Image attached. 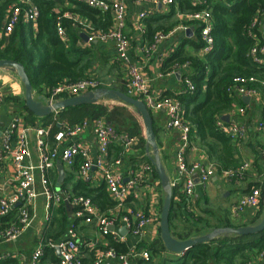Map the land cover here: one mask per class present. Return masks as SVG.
I'll return each mask as SVG.
<instances>
[{"label": "built area", "instance_id": "1", "mask_svg": "<svg viewBox=\"0 0 264 264\" xmlns=\"http://www.w3.org/2000/svg\"><path fill=\"white\" fill-rule=\"evenodd\" d=\"M74 5H82L88 8L98 10L101 13H112L115 18L116 25L107 31L89 29L87 44L94 42H113L118 53L120 65L126 69L127 74V91L128 95L140 100L145 104L151 113H164L166 116V127L168 130H176L179 132V143L176 147V166L179 180L185 177V185L183 193L186 197L195 198L196 182L195 177L198 176L199 186L206 188L210 180L219 172L232 181H240L245 178V174L249 165L244 164L229 170H222L212 163L202 164L200 162L188 165L186 155L191 145V126L185 121L184 109L179 99L174 97L158 96L151 91L148 80L143 77V73L139 65L128 63V53L130 49V41L126 36L125 21L127 16L128 0H70ZM138 4H153L155 6H171L173 0H134ZM193 7L199 10L193 12L180 13L181 24L173 31L186 33L192 28L185 23H197L201 28V40L203 46L199 51V56L211 55L215 49V39L213 37L214 23L212 13L208 8L207 0H188ZM240 1V0H232ZM40 9L35 4V0H15L7 12L3 35L9 37L15 28L22 24L30 25L38 21L40 17ZM146 14L139 15V20L143 21ZM74 23H77V17L73 15H65ZM64 16L59 17L56 22L57 35L63 40H68V35L63 26ZM255 23L252 25L254 28ZM261 29L264 27V19L259 21ZM169 34L158 33L155 35L154 43L149 46L148 51H152L162 40L167 38ZM255 65L264 66V44H256L249 53ZM189 64L183 65L177 70L186 71ZM177 70L170 74H174ZM249 82H256L255 79L247 80L237 77L233 79L232 85L227 89L230 95L239 97H255L257 90L249 88ZM184 83L188 93L193 94L195 86L192 81L185 77ZM264 86V82H262ZM102 83L95 78L80 80L76 83H61L56 87L48 90L47 100L50 102L58 101L69 97H77L88 92L98 90ZM66 96V97H65ZM65 97V98H64ZM4 104V95L0 92V109ZM243 107L236 108L235 111L239 115L245 114ZM57 114V113H56ZM231 118V117H230ZM22 117H16L11 125L2 131L1 149H0V166L7 160H11L14 166V174L12 183L14 186L13 194L10 197L0 199V219L10 215L17 207H19L18 223L10 228L0 231V241L11 242L20 237L35 220V204L37 199L42 196L44 198V224H50L55 209L62 207L64 204L71 206L73 218L85 225H95L104 235H111L117 242L125 244L127 237L130 236L136 240V243L128 248L125 254H118L114 249H102L95 243L91 244L90 249L94 252L93 260L89 264H132L135 260H150V253L142 249L143 238L147 227L154 222V213L147 210H135L131 207L132 203L138 198V190L146 179L147 173L153 170L151 163H146L140 167L137 175L126 181L121 173L119 166L122 164L120 157L113 167H109L105 163L109 149L116 141L123 149L124 154L136 147L139 140L136 137L117 133L116 129L109 125L105 120H95L92 126L94 138L96 140L98 156L92 158L88 149L78 142L79 137L89 127L87 120L77 125H62L61 129L54 135V144L50 145L48 139L51 129L39 127L31 129L29 127L22 128L16 134L18 126L21 124ZM218 129L227 135L235 143L247 137V131L244 126L237 122L225 121L220 117L216 121ZM259 129L264 130V124H259ZM34 130L36 134V144L39 151V160L34 163L32 160V152L29 146L28 134ZM71 144L65 148L62 147L65 141ZM264 157V152H263ZM78 158L82 159L81 167L77 173L79 180L87 182L93 168L101 171L111 200L115 203V209L118 210L117 215L104 214L90 198L84 196H75L67 189H57L52 173L56 167V162L60 160L68 167H73ZM36 173L39 174L37 177ZM175 187L176 183H172ZM40 186V190H39ZM20 204V206H18ZM262 204V191L260 188H253L244 195L234 208L236 215L242 213L246 208L254 211L257 215ZM125 213V214H122ZM125 227L126 236H121L119 230ZM113 228L114 230H110ZM141 245V246H140ZM59 249L60 257L58 264H85L78 241V234L73 227L67 231L66 239L55 242H40L28 264H40L45 250ZM99 248V249H95ZM183 256V255H180ZM258 264H264V253L257 258ZM251 264V263H250Z\"/></svg>", "mask_w": 264, "mask_h": 264}, {"label": "trees", "instance_id": "2", "mask_svg": "<svg viewBox=\"0 0 264 264\" xmlns=\"http://www.w3.org/2000/svg\"><path fill=\"white\" fill-rule=\"evenodd\" d=\"M14 1L0 0V60L15 61L24 65L34 90L41 89L42 86L50 90L64 82L76 83L80 80L92 78L89 74L93 66L92 59L87 51L75 47L79 36L76 34L71 36L72 45L70 49L67 46L68 42L65 43L57 35L56 19L52 14L56 3L52 0H35V4L41 12L38 19L39 31L37 35L33 33L31 26L21 23L9 37H5L3 30L6 12L14 4ZM173 1L174 4L171 5L170 12L166 16H146L144 19L147 24L145 39L149 46L154 43L156 34H168L181 24V20L176 18L177 10L180 12L199 10L198 7H193L188 0ZM207 1L214 23L212 33L215 39L214 52L211 55L199 56L198 52L203 46L201 28L197 23H185L191 28L195 26L194 24L197 25L195 28L193 27L195 36L189 38L186 35L180 40L176 50L164 60L162 72L170 74L188 63L189 66L186 71L179 69L182 73L183 87L186 91L187 87L184 79L188 77L194 84L195 91L193 94L187 91L181 95L167 93L164 96L177 98L182 103L185 121H188L191 126V142L206 147L210 162L214 163L220 170H229L237 168V161L233 159L237 145L218 129L216 121L233 110L236 104L248 109L239 96L230 95L227 92L233 79L237 77L247 80L255 79L256 82H249L247 86L256 89L257 92L260 90L264 97V86L262 85V82H264V66L255 65L249 55L253 46L263 44L259 36L261 30L259 21L264 19V0ZM76 6H79L81 14L92 21L95 30L107 31L112 26L110 13L103 14L86 6ZM254 23L256 26L253 28ZM189 49H191L190 52ZM101 87L117 89L106 84H102ZM120 90L128 94L126 88ZM45 97H48V93ZM23 107L28 111L24 105ZM28 113L32 118H35L31 112L28 111ZM151 114L153 117V113ZM55 115L43 118L44 121H47L45 124L53 123ZM101 118H105L113 125H123L129 131L130 136L141 138V153L144 154L146 139L143 123L136 110L130 106L121 104L109 107L97 103L72 107L57 113L58 121L68 122L71 125L80 124L86 119L94 121ZM58 130L59 127L55 123L53 133ZM154 131L156 134L155 129ZM117 133L119 132L117 131ZM118 147L113 149L114 158L122 157L123 159V149ZM76 162L75 170L78 173L82 159L78 158ZM154 174L155 178L158 179L155 171ZM54 181L56 183V178ZM253 186V188L261 189L262 204L256 218L252 220L250 225L260 222L264 213V180ZM178 188L179 185H175L173 189L170 228H172L173 220L176 218L174 215L178 216L182 220L185 231V235H182L184 237L179 236V238L187 240L191 236L200 235L205 229L212 226L202 216H197L194 210L196 206L188 203L185 194L179 193ZM62 189H66V185H62ZM71 192L75 196L90 198L106 215L111 214V211L115 209L116 205L111 200L105 183L94 187L90 181L79 180ZM178 196L180 203L176 202ZM59 212L62 215L59 222V235H62L71 220L65 204L60 207ZM18 214L19 209L16 208L10 215L0 219V231L17 224ZM78 223L79 221H76L75 226ZM222 226L229 228L241 227V225L233 224L229 220ZM106 238L108 240L107 244L104 247L101 245L102 249H114L118 254H125L128 251L126 244L117 242L111 235H107ZM142 246L147 247L146 244ZM148 249L151 251V260L147 262L139 259L134 261L133 264H154L155 255L160 254L162 250L166 251L161 237L158 243L152 244ZM262 253H264V231L250 236L223 237L211 243L198 245L186 252L183 257L174 260V262L175 264H250L257 260ZM45 255L51 256L54 261L57 260L55 250L47 248ZM89 256L90 259L83 260L85 264L88 263L87 261L90 262L92 254H89Z\"/></svg>", "mask_w": 264, "mask_h": 264}, {"label": "crops", "instance_id": "3", "mask_svg": "<svg viewBox=\"0 0 264 264\" xmlns=\"http://www.w3.org/2000/svg\"><path fill=\"white\" fill-rule=\"evenodd\" d=\"M52 1L56 3L52 12V14L55 16L56 22L59 17L64 16L63 26L67 31V35H70L68 40L64 41L65 43L68 42V48L71 49V36L73 34H76L79 36V38L75 44V47L87 51L90 58L92 59L93 66L89 72L90 76L95 79H99L102 84L113 85V87H116V90L119 91H121V88H127L128 79L126 69L119 63L118 53L114 46V43L109 41L105 43L94 42L92 44H87V37L90 34L89 29L94 28L92 21L81 14L79 12V6L72 4L70 0ZM170 9L171 6L163 5L162 7H160V5L155 6L149 3L138 4L134 0L127 1V16L124 32L130 41L128 63L140 66L143 77H145L149 82L151 91L158 96H164L167 93H172L175 95L186 93L183 87L184 84L182 81L181 70H177L174 74H164L162 72L164 60L176 50V48L180 44V40H182V38L186 36V33H172L171 31L168 33L169 36L167 38L162 40L152 51L150 50L147 52V49L149 48V44L145 39L147 24L146 22H144V20H139V15L145 13L147 17H161L166 16L170 12ZM180 13L182 12L177 10L176 18L178 20H181ZM67 14L77 17V23H74L73 21H71V19L65 17V15ZM110 14L112 17V26L110 28H112L116 25V22L114 15L112 13ZM194 25L197 26L196 24ZM27 26L32 27L31 30L35 35L38 34V21ZM195 26H192L193 34L189 38H194ZM259 36L264 44V27L260 30ZM190 50L191 49H189V52ZM48 90L49 88L45 86H42L41 89L38 90L33 89L34 99L38 100L41 97L45 98ZM0 92L4 95V104L0 109L1 131L7 129L11 125L13 120L19 116L22 117V120L21 124L18 126L16 134L20 129L27 127L31 129L39 127L49 128L51 129V134L48 139V143L50 145H53L55 135V133H53L54 124L57 123L59 130L64 124L71 125L68 122L58 121L57 114L53 117V123L51 124H45V122L47 121H44L41 118H32L29 115L28 111H26L23 107V105L25 106L24 87L15 72L7 69H0ZM257 93V96L250 98L251 102L249 105H247L248 109H245V114L239 115L238 112L235 111L236 108L240 107L237 104L235 105L233 110H231L227 114H224L230 115V122H237L241 124L247 131V137L245 139L241 140L238 143H235L232 140L237 145L236 151L234 152L233 156V159L237 161V167H241L244 164L249 165V168L247 169L245 174V178L238 182L234 180L230 181L226 179L222 175V173L218 172L210 180L206 188L203 189L199 186V179L198 176H196V197L189 199L188 197H186V195H184L188 203L196 206L194 210L195 213H197V216H202L207 221V223L212 226L211 228L205 229L204 232L197 236L207 234L214 229L225 228L222 225L225 224L228 220L236 225L249 226L250 223H252V220H254L257 216L254 215V211L250 208H246L242 213L238 215L234 213V208L242 199V197H244V195L248 194L251 191V189L254 187L253 185L259 182H263L264 180V130H260L258 127L259 124H264V97L262 96L260 90ZM242 97L239 98L242 99ZM101 104L109 107L121 105L117 102L111 101H102ZM101 119L105 120L109 125L113 126L120 134L130 135L125 126H117L115 124L113 125L105 118ZM86 120L89 122V127L81 135V137H79L78 142L89 150L92 158H96L98 156V150L96 140L92 131V126L95 120ZM153 123L154 129L156 130L155 135L160 149V155L163 165L171 182L179 185L178 192L183 193L185 177L179 180L176 166V147L179 143V132L176 130L167 129L166 116L164 113H153ZM28 139L30 150L32 152V160L34 163H37L39 160V151L36 144L37 140L34 130L29 132ZM138 140L139 144L124 154L122 164L121 166H119L121 173L124 175L127 181L129 179H132L134 175H137L139 173L140 167H142V165L150 162L146 155V141L144 145V154L142 155L141 138H138ZM70 144L71 142L67 140L63 143L62 147L65 148ZM118 146V141L112 144L109 149L108 155L105 158V163L109 167H113L115 162L119 159L114 158L113 155V149ZM110 150L112 151L111 154ZM207 153L208 152L206 147H203L202 145L195 142H191L190 149L186 155V162L188 165H192L198 162L207 164L210 162ZM59 162L61 161L58 160L56 162V167L52 173L53 179L56 178L55 185L57 184V179L59 177ZM76 163L73 167H68L67 165L62 163L64 177L63 185H66V189L70 192L74 189L79 181L75 170V167L77 166ZM93 169L90 173L89 178L91 185L96 187L105 183L101 171L96 168L95 170ZM154 171L155 169L147 173L146 179L143 181L138 190V198L131 205V207H134L133 209L135 210H147L150 213L155 214V217L153 218L154 222L147 227L144 238L142 240L143 245L146 244L148 248H150L152 244L158 243V241L160 240V215L165 199V192L162 189L159 178H155ZM219 171L222 170L219 169ZM13 174V162L11 160L5 161L0 166V199L10 197L13 194ZM36 175L37 177L39 176L38 173H36ZM176 202H181L179 196L176 197ZM44 204V198L40 196L35 204V220L33 224L20 237H18L14 241L7 243L0 241V264H28L31 255L34 253L40 242L43 241L46 243L48 241H62L66 239L67 231L71 227H73L78 234V241L81 247V252L85 257V261L87 259H90L89 254H92L91 260L93 259L94 252L90 249L91 244L95 243L99 248H101V245H103V247L106 246L108 241L106 236H104L95 225H85L79 222L77 226H75L76 220L73 218V211L71 210V206L68 204L65 205L68 209L71 222L66 229L67 231L65 230V233L59 235V222L62 218V215L59 212L60 208L54 210L51 223L44 224ZM111 213V215H117L118 210L113 209ZM174 217L176 218L173 220L171 233L174 238L182 241L183 239H180L179 236L184 237L182 235H185V231L183 228L184 225L182 223V220L178 216L174 215ZM193 237L196 236H191L188 239H191ZM135 243L136 240L128 236L127 242L125 244L128 248H131ZM147 247H143L142 249L150 253L151 260V251ZM55 256L57 258L56 261H54L51 256H46L44 254V257L42 258L40 264H58L59 257L57 256L56 251ZM180 257L183 256H177L169 253L168 251L162 250L160 254L155 255L153 261L154 264H174V260L179 259ZM87 262L88 263L86 264L90 263L89 261ZM251 264L258 263L256 260H254Z\"/></svg>", "mask_w": 264, "mask_h": 264}, {"label": "water", "instance_id": "4", "mask_svg": "<svg viewBox=\"0 0 264 264\" xmlns=\"http://www.w3.org/2000/svg\"><path fill=\"white\" fill-rule=\"evenodd\" d=\"M160 7H162L160 5ZM193 34L192 30H187L186 35L190 37ZM88 38V37H87ZM86 38V40H87ZM0 69H7L15 72L20 82L24 87V100L26 109L31 112L37 118H46L58 112H62L68 108L82 106V105H93L101 103L102 101H111L121 103L126 106H130L136 110L137 115L141 118L143 127L145 130L146 139V155L149 159L151 165L154 167L156 174L160 180L163 191L165 192V199L161 209L160 215V237L162 243L166 249L171 254L180 256L184 255L186 252L192 248L206 243H211L217 239L230 236H250L262 233L264 231V213L260 222L255 225L241 226L237 228H219L214 229L211 232L196 236L191 239L179 241L173 237L170 228V215L173 203V189L172 184L167 171L163 165L160 149L156 140V135L154 131V123L151 112L147 109L145 104L140 100L131 97L122 91L111 89V88H100L98 90L88 92L86 94L69 97L62 100L50 102L47 98H39L38 100L33 97V85L27 74L24 65L8 60H0ZM180 75V73H179ZM242 101L245 105H249L251 102L250 97H242ZM222 120L226 123L230 122V115H224ZM2 131L0 130V138ZM59 177L57 179V189L60 191L62 185L64 184L63 177V165L59 162L58 165ZM95 170V168L93 169ZM127 181V180H126ZM199 183V181H198ZM20 206V204L18 205ZM110 230H114L110 228ZM121 236L127 235V230L125 227L119 230ZM56 254L60 257V250L56 249Z\"/></svg>", "mask_w": 264, "mask_h": 264}, {"label": "rangeland", "instance_id": "5", "mask_svg": "<svg viewBox=\"0 0 264 264\" xmlns=\"http://www.w3.org/2000/svg\"><path fill=\"white\" fill-rule=\"evenodd\" d=\"M99 80V79H98ZM109 86H113V85H109ZM127 89V88H126ZM171 264H173V263H171ZM174 264H175V262H174Z\"/></svg>", "mask_w": 264, "mask_h": 264}]
</instances>
